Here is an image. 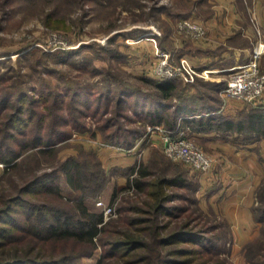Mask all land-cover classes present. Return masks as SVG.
I'll list each match as a JSON object with an SVG mask.
<instances>
[{"label":"trees","instance_id":"trees-1","mask_svg":"<svg viewBox=\"0 0 264 264\" xmlns=\"http://www.w3.org/2000/svg\"><path fill=\"white\" fill-rule=\"evenodd\" d=\"M50 25L55 28L62 22ZM3 77L0 73V163L4 175L21 167H25L23 171L34 170L30 164L24 165L30 157L58 155L73 134L59 123L60 119L68 123L62 117L68 96L71 114H76L73 128L87 113L103 120L110 103L117 99V106H127L142 124L162 125L178 137L214 133L240 146L264 140V103L245 104L234 113H225L220 91L226 81L199 79L193 83L199 88L192 93L191 85L179 79L141 76L153 91L122 81L117 93L112 87H103L98 101L106 100V108L102 113L96 109L91 113L80 103L91 107L86 92L92 91L48 85L39 88L32 82L19 86L3 83ZM120 112L123 109L116 114ZM111 121L101 127L106 130V139L132 147L130 138L137 130L120 127L110 132ZM257 151L262 159L260 146ZM129 170L132 173L127 183L115 187L110 201L114 205L123 193L116 207L118 217L108 220L103 209L94 207L105 171L92 152L84 159L66 158L50 171L34 173L12 193L0 191V264H68L92 256L98 249L97 264H233L227 254L231 227L213 210L197 213L193 204L198 200V186L189 169L163 172L157 178L144 164ZM217 189H210L207 197ZM130 190L134 191L132 196L126 194ZM70 195L73 198H66ZM255 196L258 200L252 206V218L262 228L246 248L252 253V264H264V182ZM47 245H64L70 252L50 255L44 249Z\"/></svg>","mask_w":264,"mask_h":264},{"label":"rangeland","instance_id":"rangeland-1","mask_svg":"<svg viewBox=\"0 0 264 264\" xmlns=\"http://www.w3.org/2000/svg\"><path fill=\"white\" fill-rule=\"evenodd\" d=\"M217 1L219 0H0V73L4 75L2 82H14L19 86L24 82H32L39 88L41 85H48L61 87V90L82 87L85 91L93 92H86L91 107L86 108L83 102L80 103L84 111L92 113L96 109L102 113L106 108V100L99 102L98 97L103 87L104 89L112 87L114 93H117L115 89L122 81L153 91L141 80V76H148V68L159 61L163 53H167L174 63H179L183 57L187 59L183 52L199 56L200 43L207 38L206 26L198 22L205 28L206 36L197 41L189 32L183 31L179 24L187 18L196 20L193 18L196 16L194 14H198L202 9L214 15ZM234 1L241 15L248 17L254 34L246 38L234 36L227 42L242 49H251L250 59L254 48L259 43L264 44V24L255 10L256 0ZM50 21L62 22V25L54 28ZM151 38H156L155 47L149 44ZM180 47L184 50L180 51L178 49ZM223 51L224 49H218L214 52ZM67 57L69 60L66 61ZM259 66L264 75V54L259 58ZM215 70L207 73L208 77L196 76L193 82L176 79L191 85L189 87L192 93L199 88L193 84L199 79L226 81L227 84L230 71ZM221 98L224 99V107L226 104L238 108L245 105L227 100L223 96ZM66 99L65 114H62V117H66L68 123L62 119L59 123L61 128L72 129L70 139L63 144L56 157L37 155L25 160L24 165L28 163L30 169L34 170L23 171L25 167H21L23 170H15L11 175H4V165L0 163V191L12 193L15 187L24 185L34 173L50 171L66 158L75 156L84 159L85 155L92 152L105 171L103 185L94 207L103 209L104 212V207L98 205V202L113 207L114 211L111 214L104 213L105 219L108 220L118 217L116 207L123 193L118 196L114 205L110 201L115 187L127 183L132 173L128 171L130 167L135 164L147 165L155 178L163 176V172L170 174L181 167L186 168L190 170V175L198 186V200L196 199V203L193 202L194 208L198 209L197 213L209 214L208 212L213 210L218 217L226 219L231 227L230 240L227 244L229 259L233 264H252L250 260L252 253L248 252L246 244L259 234L262 226L250 221L245 209L250 208L252 202L253 205L257 203L258 199L254 192L264 182V157L260 159L258 153L260 162L258 169L262 175L252 196L251 194L247 198L240 196L236 201L234 197H238V193H247L248 189L247 186L239 185L243 181L228 177L224 183L225 187L220 192H224V195L218 194L216 197V194L210 200L207 197L208 192L223 184L224 180H221L222 184L218 181L222 178L224 170L220 171L221 164L210 152L205 138L198 137L195 142L205 154L214 159L213 171L207 173L182 160L170 158L165 153L159 132L150 130L154 125L142 124L127 106L123 105L122 108L117 106V99L112 100L103 120L101 118L95 120L92 114L87 113V116L81 117L82 122L78 121L79 125L74 128L76 114L72 115L70 111L72 106L68 107L72 105L70 96ZM262 101L263 104L264 95ZM121 109L128 116L124 117L121 112L117 115ZM110 118H112L108 129L110 132L120 127L137 130L130 138L134 142L132 147H128L126 143L112 144L111 140L106 139V130L101 127ZM129 157H132L134 162L133 160L129 162ZM133 193L134 191L130 190L126 194L132 196ZM241 200L246 201L242 205L244 208L240 206ZM178 201L179 204L183 203ZM44 249L46 253L56 256H61L65 251L70 252V248L65 249L64 245L58 247L47 245ZM100 253L101 250L98 249L94 255L84 256L68 264H97Z\"/></svg>","mask_w":264,"mask_h":264},{"label":"crops","instance_id":"crops-1","mask_svg":"<svg viewBox=\"0 0 264 264\" xmlns=\"http://www.w3.org/2000/svg\"><path fill=\"white\" fill-rule=\"evenodd\" d=\"M217 2L218 4L215 7L214 15H211L202 9L198 14H194L196 16L193 18L196 20L192 19L203 23L207 28V38L200 43V49H198V53H200L199 56L193 54L189 55L186 52H183V54L186 55L189 63L199 70L208 69L211 72L216 71L215 69H218L217 71H231L235 67L246 63L249 60L251 49H242L238 46L229 45L227 42L228 39H233L234 36H239L241 38L251 37L254 33L250 27L248 17L241 15L234 0H219ZM254 6L259 15L260 21L264 24V0H256ZM149 40L151 41L149 44L155 47L156 38H151ZM222 46L224 48H222ZM178 49L180 51L184 50L183 47ZM218 49H224V51L220 53L214 52ZM243 51L244 53H242ZM227 105L228 104L223 108L225 113H234L242 108L232 107L231 104ZM198 137L207 140L208 147L211 149L210 152L216 159H218V163L221 164L222 168H220V171L224 170L222 178L218 181V183H221V180H224V182H222L223 184H218L217 191L214 192L209 199L216 194V197L218 194H220L219 196L224 195V192H220L225 187L224 183L228 177H234L235 180L243 181L241 184L238 182L240 186H247L248 192L243 194L238 193L237 195L239 196L234 197L236 198V201L240 199V196L244 198H247L250 194L252 196V192L258 185L262 175L261 170L258 169L260 168V162L257 149L260 145V151L264 157V140L260 143L240 146L230 140L216 137L214 133L192 136L193 139H197ZM131 158L132 157H129V162H131V160L134 162V159ZM213 168L214 167L211 168V172L213 171ZM245 203V200H241V205L239 203L238 205L243 207L242 205ZM252 205L250 208L245 209V211L246 214L248 212L247 216L249 217V220L254 222L251 214Z\"/></svg>","mask_w":264,"mask_h":264},{"label":"built area","instance_id":"built-area-1","mask_svg":"<svg viewBox=\"0 0 264 264\" xmlns=\"http://www.w3.org/2000/svg\"><path fill=\"white\" fill-rule=\"evenodd\" d=\"M183 31L189 32L195 40H202L206 36L205 28L198 22L190 18L183 19L180 24ZM264 54V44L259 43L254 48L250 59L229 72L226 86L220 91L221 95L227 100L238 101L243 104L260 105L264 95V75L260 71L259 58ZM211 71L208 69L198 70L191 65L185 57L179 63L170 60L167 53H163L159 61L152 64L148 70V76L156 80L164 79H183L186 82H193L196 76H206ZM150 130L160 134L165 153L172 159L182 160L193 165L195 168L209 172L214 165V159L204 153L195 139L191 137L175 136L171 130L165 129L162 125H154ZM181 132L180 134H182ZM105 215L114 211L113 207L104 205Z\"/></svg>","mask_w":264,"mask_h":264}]
</instances>
